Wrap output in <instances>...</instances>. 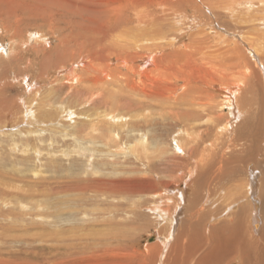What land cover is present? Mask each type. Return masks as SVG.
Returning <instances> with one entry per match:
<instances>
[{
  "label": "bare ground",
  "instance_id": "obj_1",
  "mask_svg": "<svg viewBox=\"0 0 264 264\" xmlns=\"http://www.w3.org/2000/svg\"><path fill=\"white\" fill-rule=\"evenodd\" d=\"M17 2L18 0H12V2L0 0V18H5L7 20L6 10L9 7H13L14 13L17 9H20ZM236 3H238V0H236ZM253 3L250 1L246 8H254ZM227 4L228 2L226 0H106V4L94 6L90 1L86 0L45 1L44 5L40 6L37 12H42L43 9L54 12L58 11L59 13L66 12L63 21L66 24L64 28L67 30L57 38L56 44L47 48L48 41L45 48L31 55L34 57V60L37 61L38 59L41 63L38 66L33 62L35 68L32 67V69L34 72H37V80L48 77L52 83L58 84L51 87V91L49 90L46 98L42 101L40 98L39 102L37 101L39 109L34 110L32 114L25 115V119H27L26 125L29 124L28 130L13 126L18 123L15 119H12L13 115L11 114V110L8 111L9 116H4L5 120H0V124L5 123L2 124L4 126L10 125L7 129H0V132H2L1 136L7 137L9 136L7 132H9L12 136H17V138H19L18 135H25L26 132V140H15L17 145L19 144L17 143L18 141L23 142V146L27 147L32 145V142L35 141L32 135L40 139V136H43L41 133L47 131L44 123L52 122V125L49 126L48 129L53 130L59 137H56V135L52 133L48 136L51 140L56 138L58 141L62 142L63 145H65V142L67 143V140H72V142L74 141L77 144H75L74 150L76 149L77 152L92 157V159L86 160V165L83 168V176L86 177L85 180L73 182L65 191H73L77 194H82V198H86L89 195L92 198L97 197L99 199L101 196L112 199L124 197L125 192L123 189H127L124 187L126 183L121 182L117 185L100 179L97 176V169H94L92 163L95 162V154L97 152L106 151L105 148L101 149L103 146L108 147V151L120 152L126 155V157H131L128 158V160L132 158L137 160V163L145 166L147 169H145V172L150 170V172L156 176L155 178H158L160 172L163 173L166 169H176L171 159L164 160L163 157L157 162L161 167L155 169L158 167V164L155 166V162V167H152V162L156 155L153 159L149 158V154L155 151H158L161 155L164 154V149L160 147V145L155 148L154 151H151L154 145L150 142L149 131L154 127L157 128V125H171L174 121L175 125L173 124V129L168 130L170 133L172 132V134H174L173 141L175 142V148L172 152L175 153L176 156H173V160L176 166L178 165L179 170L182 171V178L188 177V180L190 179L192 182L197 181L198 183L194 182V186L188 188L184 183L177 184L175 181L167 189L170 190L171 187H174L178 188V191L165 196L162 193L164 185L158 184L157 187H154L156 191L153 193V196H158L159 201L155 200V208L153 209L157 211L156 202H159V209L162 213L159 216L160 219L156 222L157 224L161 222V218L164 216L169 217L173 223L178 224L180 216H178L176 212L182 211V204L191 209L187 218L188 223L184 225V231L194 230L191 235L192 240L189 253L192 256L199 255V259L195 264H223L225 255L228 254L227 250H223V246L233 247L235 244L243 243L242 247L246 248L245 251L248 254L249 245L247 240L252 233L249 230L245 232L242 231L244 227L243 223L239 224L237 221L223 220L219 224L210 223L209 226L207 221L208 219L215 218L216 215L225 214L222 208H220L221 206L212 207V205L216 199H218L220 203L226 194L221 183L232 170V168H230L231 164L241 158L240 154L237 152V148L244 140L255 136L254 139L257 140V149L259 151H261V149L264 150V120H262L263 125H258V129L256 124L252 121V115L242 117L241 121H238L240 118L236 113L234 103L225 106L230 110L227 119L229 115L230 117L222 123L218 121L223 117L221 113H218L217 117L211 115L206 116L209 113H204L205 111L213 110V107L216 108L217 106L218 109V107H223L226 103H230L228 102V90L237 87L236 85L230 84L231 79H226V84H229L226 86V88H228L226 91L218 88L221 92V96L222 94H227V97H223L222 101H219L220 103L214 106L212 101L215 99L216 94H211L209 89L205 88V86L210 88L211 85L218 83L217 79L220 77L219 75L216 73L211 75H199L194 83L199 81L203 86L197 84L193 86L186 82L185 78L182 76L184 66L192 68L193 61L190 59L192 55L196 57V52L194 50L206 54L210 53L207 54L210 58H219L220 56L227 55L239 66L242 68L244 67L247 72L252 71L253 62L258 60V54L260 53L255 43L258 45L260 44L256 39L252 38L254 43L245 32H231L230 20H228L227 17L232 18L233 14L231 6ZM239 4H244V0ZM260 5H264V0H261ZM239 7L242 8L240 5ZM28 11L35 10H31L30 6L27 5L23 12ZM88 12L93 13H89L91 14L89 15ZM234 12H236V10H233V13ZM18 21L19 20H17V22ZM49 23L52 25L49 27L50 33H55L56 29L53 26L55 22L50 20ZM17 33L18 30H16V34ZM45 38H47V36L44 37L39 34V37L35 40L38 42V39H40L39 42H46ZM242 38L252 42V46H250V44L247 46L251 53L246 51L242 47V44L237 41H242ZM12 39H14V37H12ZM23 44L24 43H18L17 40H15L16 46L9 52L12 55L11 57L18 59L24 58ZM208 44L212 45L208 46ZM2 46L3 51L0 55L3 58L9 55V53L5 44L2 43ZM204 50L206 51L204 52ZM251 55H253V58ZM27 58L28 60L30 59V57ZM4 65L3 63V68ZM64 71H66L65 74L59 75ZM28 74L30 73L28 72ZM28 74L24 73L22 77L27 79L29 76ZM17 77L19 78L20 76L17 75ZM37 80H34V82H37L34 83V86L39 83ZM61 81L70 84L73 82L77 83L75 86L72 85L68 87V89H73V92L66 99V102L70 103L69 108L65 106H61L60 108V110L64 112L63 114H61L57 107L53 106V102L59 104L64 101L63 99L56 101L57 92L63 87L62 84L59 83ZM2 82H0V84ZM181 82L185 83L186 89L179 94L178 92L182 86L180 85ZM250 88L245 89V93L242 96L243 98L241 97L242 99H240V105L246 111H250L251 109L249 107L251 105L247 103L248 97H244L252 94ZM78 96L86 98L80 105L94 98H97L95 102H97V104L99 102V105L95 106V108L94 106L92 108H86L85 106L75 109V106L71 103ZM217 96H220V93L217 94ZM5 106L6 104L0 105V111L3 114H5L6 111ZM31 108L33 109V107H30V109ZM67 109L69 110L68 112ZM77 109H79L78 113ZM93 109L94 111L92 112ZM152 110H160L161 114L158 115ZM66 113L70 115H66ZM240 115L241 113H239V116ZM59 116L68 121L74 118L75 122L70 124L61 119L58 123H60L62 127H57L55 118ZM77 117L83 120H78L79 118ZM202 117L213 118L212 122L216 130V137L219 138L212 141L211 139L201 141L202 134H205L204 130L198 129L195 131L192 126L194 123H197L194 121ZM261 118H264V114L262 113ZM32 121H36L33 127ZM19 127H21V125ZM231 128L233 138L224 140L220 132L226 129V131H230ZM32 129H34V131ZM156 130H159V128ZM47 132L49 133V130ZM207 132H209V130ZM46 137L47 136L44 138ZM218 140L220 141L218 142ZM230 142L231 144L229 145ZM93 145L96 146L92 147ZM253 145L254 144H251L247 149L249 153H252ZM71 146H73V144ZM99 146L100 148H98ZM207 146L215 149L211 150ZM225 147H228V149L231 148L230 158L226 157L225 153H223ZM59 149L60 147L57 146V150ZM63 149L64 148L61 147L60 151L62 154H67L72 151H63ZM36 152L39 153L37 150ZM146 158L150 160L147 161ZM177 158L183 161L178 162L176 161ZM11 159L9 156L3 157L4 161L0 162V168L6 167L8 161ZM186 160L187 162L185 163ZM188 162L194 163L192 166L189 164V167L183 168ZM89 165H92V170L90 171H88L89 169H85ZM34 169V166L30 168V170ZM204 169L210 170L206 173ZM18 170L19 169H15L14 171L18 172ZM254 170L253 168L250 171L251 182L247 185L248 192L253 187ZM24 174L23 170L19 172L21 176H24ZM0 176H2V178L6 177L5 175ZM9 179L10 178H7L6 180ZM13 184L5 183L4 185L9 189H15L16 193L8 191V188L0 186V205L8 206L10 201H17L22 204H24V201H28L38 208L40 207L38 200L40 198L39 196H52V193L46 191L49 187L45 182H43V184L41 183L43 189L40 193L28 192V189L31 187L30 185H34L31 182L25 183L29 187L25 191ZM204 187L212 190L207 198H204L202 191ZM261 188H264V180L261 184ZM127 190L134 194H139L141 192L136 188ZM201 195L203 197H201ZM59 202L60 201L57 200L52 204L56 205ZM208 202L210 206L205 211ZM146 203L147 202H145V204ZM160 204L162 205L160 206ZM20 206L21 209L28 208L23 205ZM236 206L237 203H231L227 207L233 210ZM95 211V208L87 210L84 212V215L86 216L87 223L93 226L91 234L88 236V238L92 240L91 245L93 249H100L110 245V241L105 245L103 233L106 227L112 223L109 219H106L109 215L105 218H101L102 214L105 213L107 215L108 212L103 210ZM213 211H216L217 214H214ZM128 214L134 216L136 219V227L142 230V225H137L140 220L147 218L146 214L144 215V213L138 210L137 204L135 207L132 206L129 209ZM255 214L256 212H254L253 215ZM56 215L61 217L65 215V213L59 212ZM0 216L2 220L10 218L7 223L5 221H3V223L0 222L3 233H16L19 230L23 235L28 236L26 240V238L23 239L24 237L21 238L18 236L20 232L19 234H17V232L13 235H4L8 239L2 242L5 249L0 247V262L9 258L8 260L12 263H16L17 260L20 259L22 248L29 249L33 247L35 241L42 239V236L37 234L36 240L33 242L30 238L31 234H28L35 228L33 226L38 223V221H27L25 217H28V215L25 212H15L10 209L0 210ZM36 218L47 219L49 217L45 214L40 216L37 213ZM212 221L213 219L211 222ZM41 222L43 223V228H45L46 223L43 221ZM253 223V229L258 231L260 227L258 224L261 223L258 214L253 216ZM148 224H150V222ZM165 226L167 225H160L159 231L161 233ZM196 230L202 234L201 238L196 237ZM205 232L214 237L213 242H208ZM234 232H237V235H235ZM112 237V234L109 233L107 239L111 240ZM53 238L55 237H52V239ZM155 239L156 236H153V238H150V241ZM161 242L163 243L162 249H164L166 243H164L163 240H161ZM121 243H124V241ZM73 246L75 249H83L82 246L76 243ZM62 248L63 246L61 245L56 246L54 247V252H62ZM48 250L50 254V264H55L64 258L63 254L54 253L51 247H49ZM183 264H190V259H186Z\"/></svg>",
  "mask_w": 264,
  "mask_h": 264
},
{
  "label": "rangeland",
  "instance_id": "obj_2",
  "mask_svg": "<svg viewBox=\"0 0 264 264\" xmlns=\"http://www.w3.org/2000/svg\"><path fill=\"white\" fill-rule=\"evenodd\" d=\"M7 1L12 2V0ZM45 1L47 0H18L17 3L20 9H17V11L14 13L13 7H9L6 10L7 20L5 18H0V53L3 51L2 43L5 44L8 53L12 48H15V40H17L18 43H24V58H13L11 57L12 55L10 53L3 58L0 55V67L3 68L2 64H5L3 69L0 68V80L3 79V82L0 81L2 82L0 84V105L6 104L5 114L0 111V120H5L4 116H9L8 111L11 110V114L13 115L12 119H15V121L18 123L17 125L13 126H17V128L24 130L29 129V124L26 125L27 119H25V115L27 116V114H32L34 110L39 109L37 104L39 99L41 98L42 101L44 98H46L49 90L51 91V87L58 84L52 83L48 77L37 80V72H34L32 67L35 68L34 63L38 66L41 63L38 61V59L37 61L34 60V57L31 55L45 48L48 41L49 43L47 48L56 44L57 38H59L60 35L67 30L64 28L66 24L63 21L66 12L59 13L58 11L54 12L46 9H43L42 12H37L40 6L44 5ZM86 1H90L94 6L106 4V0ZM226 1L228 2L227 5L231 6L233 14L232 18L227 17L231 24L230 29L232 31H230L236 33L245 32L251 40L252 38L256 39V41H258L260 44L258 45L252 40L260 51L258 54V60L253 62L252 71L247 72L244 67L242 68L239 66L227 55L220 56L219 58H210L207 55L210 53L206 54L194 50L196 52V57H193L192 55L190 59L193 61L192 68L184 66L182 70V76L185 78L186 82L193 86L194 84L203 86L199 81L194 83L199 75H211L213 73L219 75L220 77L217 79L218 83L211 85L210 88L205 86V88L209 89L211 94H216L215 99L212 101L214 106H216L217 103L219 104V101H222L223 97H227V94H222L221 96V92L218 90V88L226 91L228 89L226 86L229 85L226 84V79H231L230 84L236 85L237 87L228 90V102L230 103H226V105L223 107H218V109L217 106L216 108L213 107V110L205 111L204 113H209L206 116L211 115L214 117H217V114L221 113L223 117L218 121L222 123L227 119V115L230 112V110H228V108L225 106L234 103L236 113L240 118L238 121H241L242 117L252 115V121L256 124L258 129V125H263L262 120H264V118H261V113L264 114V106H262L264 105V5H260L261 0H244V4H239L242 0H238V3H236V0ZM250 1L252 3L254 2V8L248 9L246 7ZM27 5L30 6L31 10H35L36 12H23ZM239 5L242 6V8L239 7ZM233 10H236V12L233 13ZM89 13L93 12H88V14ZM236 13L238 14L235 15ZM92 15L95 16L94 14ZM17 20L19 21L17 22ZM50 20L55 22V24H53L56 29L55 30L53 28L55 33H50L49 27L52 26L49 23ZM16 30H18L17 34ZM39 34L43 35L44 37L47 36V38H45L46 42H39L40 39H38V42L36 41L39 37ZM12 37H14V39H12ZM237 41L242 44V47L246 51L250 52L247 47L249 44L252 46V42H250V40L242 38V41ZM210 45L212 44H208V46ZM205 51L206 50H204V52ZM251 56L253 58V55ZM27 57H30V59L28 60ZM27 71L30 74H28ZM24 73L29 75L27 79L22 77ZM65 73L66 71L60 73L59 75H63ZM17 75L20 77L18 78ZM34 80L39 81V83L35 86L34 83L37 82H34ZM59 83H61L63 87L57 92L56 101L62 99L64 101L60 102L59 104L57 102H53V106L57 107L61 114H63L64 112L61 111L60 108L61 106L69 108L70 103L66 102V99L73 92V89H68V87L72 85L75 86L77 83L73 82L70 84L68 82L62 81ZM180 85L182 86L178 92L179 94L184 92L186 89L184 82H181ZM246 88H250L252 91V94L244 96L248 97L247 103L251 105L249 106L251 108L250 111L244 110L240 105V99L243 98L242 96L244 95ZM219 93L220 96H217ZM85 99L86 98L78 96L71 104L75 106V109L85 106L86 108H92L93 106L95 108V106L99 105V102L98 104L95 102L97 98L89 99L88 102L80 105V103ZM223 101L226 102L225 100ZM30 107H33V109H30ZM78 110L79 109H77V113L79 112ZM68 111L69 110L67 109V112ZM93 111L94 109L92 112ZM152 111L158 115L161 114L160 110ZM69 113L73 114L72 112ZM69 113H66V115H70ZM239 113H241L240 116ZM61 119L62 121L70 124L75 122L74 118H71L68 121L59 116L55 118L57 127H62L60 126L61 124L58 123ZM256 119L259 121L257 122ZM78 120L83 119L79 118ZM212 121L213 118L210 119L206 117H202L199 120L194 121L197 122L192 126L195 131L198 129L204 130L205 134H202L201 141H206L209 139L212 141L219 138L216 137V130L214 129L215 127ZM35 123L36 121H32V127L35 125ZM2 124L5 123L0 124V129L2 130L7 129L10 126H4ZM173 124L175 125L174 121L171 125H157L156 127L159 128V130H156L157 128L154 127L149 131L150 142L154 145V148L151 149V151H154V149L159 145L164 149L163 155H161L158 151L149 154L150 159H153V157L156 155L152 162V167L154 166L155 162V166H157V162H159L158 160H160V158L162 159L163 157L164 160L171 159L174 167L176 168L173 170L166 169L163 173L160 172L158 178H155L156 176L152 174L150 170L145 172V166L137 163V160L133 158L128 160V158L131 157H126V155L120 152L108 151V147H101V149L105 148L106 151L97 152L95 154V162L92 163V165H94V169H97V176L100 179H104L117 185L121 182L126 183L124 185L125 188H136L137 190L141 191L139 194H134L127 189H123L125 192L124 197L117 199L108 198L106 196H101L99 199L97 197L92 198L89 195L86 198H82V194H77L73 191H65V189L73 182L77 180H85L86 177L83 176V168L86 165V160H90L92 157L83 153H79L76 151V149L74 150L76 143L74 141L72 142V140H67L65 145H63L62 142L58 141L56 138L51 140L48 136L52 133L56 135L53 130L48 129L49 126L52 125V122L44 123V125H46L45 127L47 131L49 130V133L47 131L41 133L43 136H40V139H37L36 136L32 135L35 141H33L32 145L28 147L23 146V142H18L20 140H26V132L25 135H18L19 138H17V136H12V134L9 132H7V134L10 137L1 136L2 132H0V162L4 161L3 157L5 156H9L10 159L12 158L8 161L6 167L0 168V175L6 176L3 178L0 176V186L8 188L7 186L5 187L4 184H13L14 182V186H18L19 188L23 189V191H25L29 188L25 183L31 182L34 185H30L31 187L28 189L29 191H27L29 193H40L43 189L41 185L43 182H45L49 187V189H46V191L48 193H52V196H39L40 198L38 200L40 207L38 208L28 201H24V204L17 201H10L8 206L0 205V210L10 209L15 212L23 211L28 215V217H25V220L38 221V223H40H36L33 226L35 228L28 233L29 235L31 234L30 238L33 240V242L36 240L37 234L42 236L41 240L34 242L33 247H30L29 249L22 248L20 259H18L16 263H12L10 260H8L9 258H6V260L1 261L0 264H50V254L48 248L51 247L54 252V247L59 245L63 246L62 252L58 251L54 253H61L64 255V258L55 264H183L186 259H190V264H195V262L199 259V255L192 256L189 253V247L192 240L191 235L194 230L184 231V225L185 223H188L187 218L191 209L185 207L182 204V211L176 212V214L180 216L178 224L173 223L167 216L162 217L161 222L157 224L156 222L160 219L159 216L162 213V211L159 209V202H156L157 211L156 209H153L155 208V200L159 201L158 196H153V193L156 191L154 187H157L158 184L164 185L162 193L165 196L178 191V188L174 187H171L170 190L167 189L175 181L177 184L184 183L188 188L193 187V183L197 182H192L190 179L188 180V177L182 178V171L179 170L178 165L176 166L173 160V156H176L175 153L172 152V150L175 148V142L173 141L174 134L168 131L169 129H173ZM20 125L21 127H19ZM34 129L32 130L34 131ZM208 130L209 132H207ZM226 130L220 132L222 138L224 140L233 138L232 128L230 131ZM45 136L47 137L44 138ZM56 137L59 136L56 135ZM254 137L247 138L237 148V152L240 154L241 158L231 164L230 168H232V170L221 183L222 187L226 191V194L220 203L218 199H216L217 201L214 200V204L212 205V207L221 206L220 208H222L225 214H221L219 216L216 215L215 218H212V222V219H208L207 221L209 226L210 223L219 224L223 220H232L233 222L237 221L239 224H244V227L242 228L243 232L249 230L252 233L248 240L246 239L249 245L248 254L245 251L246 248L242 247L243 243L235 244L233 247L223 246V250H227L228 253L225 255V260L222 259L224 260L223 264H264V188H261V184L264 180V150L261 149V151H259L257 149V140L254 139ZM15 139L18 140L17 143H19V146L16 144ZM219 141L220 140H218V142ZM72 144L73 146H71ZM230 144L231 142L229 145ZM251 144H254V147L252 148V153H249V150L247 149ZM57 146L60 147L59 150H57ZM95 146L96 145H93L92 147ZM100 146L98 148H100ZM61 147L64 148L63 151H72L67 154H62L60 151ZM207 147L211 150L215 149L211 148L210 146ZM36 150L39 153H37ZM230 151L231 148L228 149V147H225L223 153H225L226 157L230 158ZM149 158H146V160L149 161ZM176 161L182 162L183 160L177 158ZM186 162L187 160L185 163ZM193 163L194 162H188L185 164V166H183V168L189 167V164L192 166ZM92 165H89L85 169H89L88 171L92 170ZM32 166H34V170H30ZM160 167L161 166L158 164V167L155 169H159ZM14 168L19 169L18 172L14 171ZM253 168L255 169L254 180L252 181L253 187L248 192L247 185L249 182H251L250 171ZM22 170L25 173L24 176L19 175V172ZM209 170L210 169H204V172L208 173ZM7 178L10 179L6 180ZM8 191L16 193V190L12 188H8ZM202 191L204 198H207L208 194L212 192L211 189H207L206 187H204ZM201 197L203 196L201 195ZM57 200L60 202L56 205H53L52 203ZM145 202L147 203L145 204ZM231 203H237V206L233 210H230L227 207ZM136 204L138 210L144 213V215L146 214L147 217L146 219L143 218L138 222L137 226L142 225V230L136 227V219L134 216L128 214L129 209L132 206L135 207ZM20 205L26 206L28 208L21 209ZM161 205L162 204H160V206ZM209 206L210 203L208 202L206 204L205 211ZM93 208H95V212L98 210L108 212L107 215L103 212L105 215L102 214L101 218H105L109 215L106 219H109L112 223L106 227L103 233L105 245L108 241H110V245L108 246L110 248L102 247L100 249H93V246L91 245L92 240L88 238V236L91 234L93 226L87 223L84 212ZM59 212H64L65 215L58 217L56 214ZM254 212H256L255 215H253ZM37 213L40 216L45 214L49 218L37 219ZM213 213L217 214L216 211H213ZM257 214L261 220V223L258 224V226H260L258 231L256 229L255 231L253 229V216H256ZM9 220L10 218L7 220H2L0 216L1 223H3V221L7 223ZM41 221L46 223L45 228H43V223ZM149 222L150 224H148ZM163 224L167 226L164 227L161 233L159 231V227ZM2 231V226H0V247L3 249L5 248L2 242L8 239L6 238L8 235H13L17 232V234H19L20 232L18 235L19 237H24L23 239L26 238V240L28 238V236L23 235V233L19 230L16 233H3ZM109 233H111L113 236L111 240L107 239ZM234 234L237 235V232H234ZM153 236H156V239L150 241V238H153ZM201 236L202 234L196 230V237L201 238ZM52 237L55 238L52 239ZM207 239L208 242L211 243L213 242L214 237L207 234ZM161 240L166 243L164 249H162L163 243ZM122 241H124V243H121ZM75 243L79 246H82L83 249H75L73 246Z\"/></svg>",
  "mask_w": 264,
  "mask_h": 264
}]
</instances>
